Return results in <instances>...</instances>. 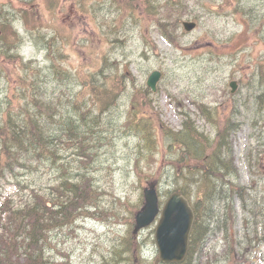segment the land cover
<instances>
[{"label":"trees","instance_id":"1","mask_svg":"<svg viewBox=\"0 0 264 264\" xmlns=\"http://www.w3.org/2000/svg\"><path fill=\"white\" fill-rule=\"evenodd\" d=\"M42 1L52 13L60 0ZM68 1L91 20L97 42L110 46L92 71L83 65L65 68L62 62L67 56L59 46L67 44L64 39L69 41L70 37L55 31L38 35L39 47L49 57L48 64L40 66L31 59L23 60L17 53L23 35L14 25L20 21L19 9L14 8L13 0L0 4V264H71L68 246L53 250L48 240L64 234V229H73L78 219L102 212L96 208L94 216L85 215L99 194L95 187L108 191L87 174H91L89 168L99 148L112 137L137 138L139 161L144 148L156 149L149 136L160 132L173 142L168 150L180 143L191 153L188 144L195 143L201 154L209 149L204 161L221 158L227 163L228 138L239 128L237 106L234 104L233 112L223 119L217 107L207 109L205 104L189 99L200 111L198 117L215 127L214 135L199 129L190 114L182 117L179 130L165 125L159 118L153 93L144 84H137L111 56L112 50L124 45L126 31L135 25L153 29L178 49V32L182 33L184 20L199 23L204 15L220 17L230 12L244 20L251 31L260 28L261 34L264 27V12L258 1L248 5L241 0ZM25 17L28 20L29 10H25ZM88 43L92 48V38L87 39ZM152 47L156 49V45ZM257 63L252 79L260 90L253 98L256 112L264 96V55ZM124 95L130 102L123 115L118 101ZM200 142L204 146L197 145ZM215 151L219 157H213ZM190 156L196 160L199 155L193 152ZM150 166H146L145 172L138 169L137 174L148 183L159 184L160 174ZM173 169L174 177L182 176L178 166ZM8 187L12 190L8 191ZM174 190L184 193L179 185ZM111 212L114 216L117 211ZM199 218L197 214L193 239ZM128 224V235L115 237L114 241L119 243L113 242L105 247L106 253H100L107 264L147 263L138 252L139 241L132 233L133 213ZM191 245L183 264L193 263V241ZM52 251L57 254L51 256Z\"/></svg>","mask_w":264,"mask_h":264},{"label":"rangeland","instance_id":"2","mask_svg":"<svg viewBox=\"0 0 264 264\" xmlns=\"http://www.w3.org/2000/svg\"><path fill=\"white\" fill-rule=\"evenodd\" d=\"M27 1L28 3H23L13 0L14 8L18 7L19 12L22 13L20 21L14 25L23 35L21 46L17 48V53L23 60L31 59L40 66L48 64L49 57L39 47L38 35L39 32L51 34L55 31L70 37L69 41L64 39L67 42V44L63 43L65 46L63 44L59 46L67 56L62 62L65 68L73 69L82 65L86 70L92 71L97 68L98 58L110 46L97 42L93 33L94 27L87 16L81 15L68 0H60L52 13L47 10L46 3L42 0ZM241 1L244 5L258 1L261 12H264V0ZM4 3L5 0H0V4ZM138 9L141 11L142 7L139 6ZM24 10H29L28 20ZM229 13L220 17L204 15L193 31L185 32L182 29V33L178 32L181 44L178 49L166 43L153 29L145 30L135 25L126 31L124 45L112 50L111 56L120 62V67L127 71L129 76L132 75L139 85L144 84L153 70L162 72L158 83L159 89L153 93V97L157 102L156 108L160 113L161 122L175 130L181 129L183 116L179 113L186 110L198 127H204L202 130L207 132H214V129L204 126V120L197 114L200 111L189 101L190 98L196 99L199 104L217 107L223 119L231 113L230 108L234 104L237 108L240 107L237 121L242 125L240 131L230 137L229 144L237 161L240 183L248 184L250 179L247 171L242 168V153L247 144V135L252 129L257 130L255 127L250 128L251 119L248 114L249 111L253 112L255 116L252 122L256 120L257 112L253 98L260 90L259 85L253 83L252 79L257 62L264 55V27L261 34L260 28L251 31L247 29L244 20H239L240 18L233 17ZM35 28L39 31L37 29L33 35ZM88 38H92V48L89 43L87 45ZM152 44L156 45V49H153ZM232 80L238 83L233 94L229 87ZM128 101L126 95L118 101L121 104L119 105L121 114L126 113ZM241 103H246V106ZM259 126L262 128L260 122ZM149 138L155 141L156 149L152 150L148 146L150 150L146 148L142 150L144 156L141 157L140 163L143 166H140L139 170L145 172L148 170L146 166L151 165L150 169L160 174L158 192L162 199L165 198L163 196L165 193L174 190L178 185L191 195L196 194L202 188V182L173 176L174 166L179 165L180 143L168 150L169 144L173 142L160 132L154 136L150 135ZM137 143L135 137L119 136L112 137L99 148L89 171L95 175L94 178L99 186L109 191L111 201L96 216L78 219L73 225L72 234L64 232L65 235L62 237L63 234L54 236L59 243L68 246L70 255L68 260L71 264H107L102 260L100 253H106L105 247L113 242L119 243L114 241L115 237L128 235L130 230L128 219L135 212L134 209L141 206L142 189L148 184L146 179L137 174L136 169L129 166L130 156L135 159L140 158ZM254 181L250 182L252 187L255 186ZM262 183L258 180V185ZM210 185L214 187L215 184ZM7 190L11 191L12 188L8 187ZM263 206L261 204V207ZM233 207L237 208L234 225H230L228 231L232 235L229 239L240 241L237 231L243 225L240 209L242 203L233 200ZM110 209L117 211L114 216ZM256 220L263 227L264 217H257ZM153 231L152 226L138 233L140 245L138 252L147 262L146 264L155 262L157 258V250L151 240ZM248 239H252V234ZM208 248L209 256L204 257L200 264H228L224 259L225 242L222 236L217 235V238L209 243ZM246 249L252 256L257 255L256 264H258L257 259L264 264V245L257 246L253 242ZM56 254V251L50 252L51 256Z\"/></svg>","mask_w":264,"mask_h":264},{"label":"water","instance_id":"3","mask_svg":"<svg viewBox=\"0 0 264 264\" xmlns=\"http://www.w3.org/2000/svg\"><path fill=\"white\" fill-rule=\"evenodd\" d=\"M194 26L193 22L184 23L186 31L192 30ZM159 78L160 74L157 71L149 75L146 84L152 91H155ZM230 86L233 93L236 84L232 82ZM143 195L144 204L135 215L134 232L150 225L160 212L154 233L158 250L157 261L162 263L182 262L187 254L188 240L194 219L187 199L180 193L173 192L160 210L155 183H151L149 187L145 188Z\"/></svg>","mask_w":264,"mask_h":264},{"label":"bare ground","instance_id":"4","mask_svg":"<svg viewBox=\"0 0 264 264\" xmlns=\"http://www.w3.org/2000/svg\"><path fill=\"white\" fill-rule=\"evenodd\" d=\"M259 104L260 105L258 106L257 115L261 121H264V110L262 109V107L264 108V96L261 98ZM206 106H207V109L215 107V106H209V105H206ZM212 122L218 124L216 120H212ZM210 127H211V129H215V127L212 124L210 125ZM197 145L204 146L202 142H200ZM188 148L192 152H194L195 155H199V153L201 152L199 146L196 147L195 143L188 144ZM129 166H132L134 169L138 170L140 168V166H143V165L140 163L139 158L135 159L132 156H130L129 157ZM196 167H197L196 172L190 176V179L194 182H201L204 179H206L207 177H209L211 174H213L217 171L225 172V170H226L224 163L218 159H210V160L204 161V162H197ZM91 171L95 172L94 170H91ZM94 176L95 175H92V173L87 174V177H89L91 180L94 179V181L96 182ZM220 187L222 190H224L226 187V182L221 181ZM95 189L99 194L94 199L95 204H91V206H90L91 209L88 210V213H85V215H87V216H94L96 214V212H95L96 208H99L102 210V208L105 205H107L109 203V201H111L109 191H104V190L100 189L98 186H96ZM215 222L216 221L214 220L213 222H209V224L212 225V224H215ZM63 231L66 232L67 234L73 233V229H70V228L64 229ZM64 235L65 234L61 235V237ZM57 240L58 239L53 237V238H49L48 241H50L51 244L53 245V248H54L53 250L58 251L62 248L63 245H62V243H59Z\"/></svg>","mask_w":264,"mask_h":264},{"label":"flooded vegetation","instance_id":"5","mask_svg":"<svg viewBox=\"0 0 264 264\" xmlns=\"http://www.w3.org/2000/svg\"><path fill=\"white\" fill-rule=\"evenodd\" d=\"M260 165H264V154L260 155L258 159H251L248 161V167L251 168V170L249 171L250 176L252 178L256 177V174L259 173V170L257 169ZM230 166H228L225 170V172H221L222 175L220 176H216L215 174H212L209 178L212 181H224L225 179L228 181L230 179L233 178L232 176V171L230 170ZM220 172V171H219ZM262 172L264 173V166L262 169ZM262 177H264V175H262ZM241 191H245L244 189H241L239 191H235V189H233L232 192H236L237 197H239V193ZM228 193V199H229V195H230V190L227 191ZM246 192V191H245ZM247 194V192H246ZM233 200H235L234 198H231V202L230 205L232 204ZM201 203H197L196 204V216L198 214V218L200 216V214H203V212L207 211L208 213H214V216L211 217L209 215H206V217H208L207 220H205L206 226L209 224V222H213L214 220L216 221L215 224H212L213 226H219L220 224L225 223L228 220L229 214L228 212L223 213L222 211V205L223 202L221 203V201L216 200L217 203H215V201L213 199H210L209 202L204 203V201L202 200V198H200ZM208 208V209H207ZM228 209V208H227ZM211 217V218H210ZM248 227H254L253 223L247 221L246 222Z\"/></svg>","mask_w":264,"mask_h":264}]
</instances>
